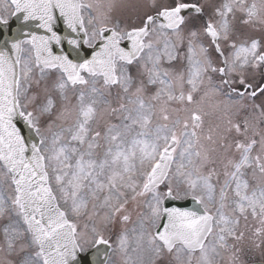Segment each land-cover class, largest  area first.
Wrapping results in <instances>:
<instances>
[{
    "label": "snow or ice",
    "instance_id": "6c2138e0",
    "mask_svg": "<svg viewBox=\"0 0 264 264\" xmlns=\"http://www.w3.org/2000/svg\"><path fill=\"white\" fill-rule=\"evenodd\" d=\"M127 6L0 0V264L264 247V0Z\"/></svg>",
    "mask_w": 264,
    "mask_h": 264
},
{
    "label": "rangeland",
    "instance_id": "374dc122",
    "mask_svg": "<svg viewBox=\"0 0 264 264\" xmlns=\"http://www.w3.org/2000/svg\"><path fill=\"white\" fill-rule=\"evenodd\" d=\"M137 2V0H133V5ZM199 2H204V0H199ZM242 31L244 32H248L247 29H242ZM254 35H260V33H252ZM261 76L260 74L258 73L257 76L255 77L254 80L252 81H257L256 84H258L259 80H260ZM218 99H224V97H219ZM209 111H211V109H208ZM206 127L208 125V123H215L216 122V116L215 115H209L207 116L206 118ZM133 220H135V213H133ZM243 220L241 221V224L243 225ZM249 223H253L251 221V218H249ZM132 225L129 224L128 227H131ZM255 239L254 237H252V234H251V231H246V240L244 242V244L242 245L243 247V252L241 253L240 255V260L241 262L243 263L244 261L246 260H249V259H253L255 258L256 256H260L261 257H264V251H259L258 252V255L256 253V251H258L259 249L263 248H255L252 244V240ZM257 243H259V240L256 241Z\"/></svg>",
    "mask_w": 264,
    "mask_h": 264
},
{
    "label": "water",
    "instance_id": "95a60500",
    "mask_svg": "<svg viewBox=\"0 0 264 264\" xmlns=\"http://www.w3.org/2000/svg\"><path fill=\"white\" fill-rule=\"evenodd\" d=\"M16 23H18V22L13 20V24L15 25ZM177 203H182V202H177ZM188 205L191 206V203L188 202Z\"/></svg>",
    "mask_w": 264,
    "mask_h": 264
},
{
    "label": "flooded vegetation",
    "instance_id": "af4514ba",
    "mask_svg": "<svg viewBox=\"0 0 264 264\" xmlns=\"http://www.w3.org/2000/svg\"><path fill=\"white\" fill-rule=\"evenodd\" d=\"M0 243H2V236H0Z\"/></svg>",
    "mask_w": 264,
    "mask_h": 264
}]
</instances>
